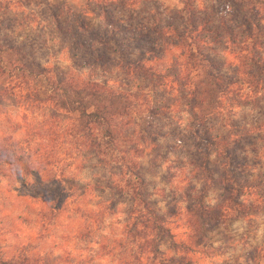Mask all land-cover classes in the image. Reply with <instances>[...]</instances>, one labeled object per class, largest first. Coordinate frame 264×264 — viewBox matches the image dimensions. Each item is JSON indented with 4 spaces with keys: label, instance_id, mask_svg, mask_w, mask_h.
Wrapping results in <instances>:
<instances>
[{
    "label": "rangeland",
    "instance_id": "obj_1",
    "mask_svg": "<svg viewBox=\"0 0 264 264\" xmlns=\"http://www.w3.org/2000/svg\"><path fill=\"white\" fill-rule=\"evenodd\" d=\"M215 1L194 2L198 16L223 12L224 3ZM183 7L178 0H0V45L18 46L53 74L99 83L116 78L112 67L106 69L108 59L104 66L95 63L88 48L92 33L86 37L75 27L83 22L97 32L113 31L106 21L110 14L122 48L136 57L137 45L157 46L148 66L170 76L146 73L130 83L145 101L127 133L133 139L128 147L139 148L131 153L134 164L78 148L69 136L72 116L49 104L26 107L13 97L0 98V264H23L38 254L46 264H158L149 254H138L137 243L143 241L129 234L143 207L127 186L130 168L141 174L149 194L145 202L168 221L177 242L189 234L185 219L192 204L221 212L228 206L225 199L231 202L225 219L217 221L214 213L195 225L201 247L189 255L194 264H264V98L195 124L192 106L173 91L176 73L170 70L181 57L170 29L182 24ZM142 23L153 43L137 41L135 30ZM223 50L216 47L220 55L214 60L229 74L238 60ZM147 130L153 134L144 144ZM197 133L220 135L222 144L207 145ZM231 145L228 158L224 146ZM161 250L176 256L172 238Z\"/></svg>",
    "mask_w": 264,
    "mask_h": 264
},
{
    "label": "trees",
    "instance_id": "obj_2",
    "mask_svg": "<svg viewBox=\"0 0 264 264\" xmlns=\"http://www.w3.org/2000/svg\"><path fill=\"white\" fill-rule=\"evenodd\" d=\"M178 1L184 6L179 15L182 24L170 25L172 27L168 31L173 30L172 43L174 48L181 49V57L173 61L170 70L176 73L173 91L190 103L196 117L195 124L203 125L211 118H224L237 108L257 104L259 99L264 98V0H216L224 3L225 10L219 13L213 9L208 19L198 16L200 10L195 5L198 0ZM106 21L113 31L97 32L83 22L75 27L86 37L92 33L88 48L94 55L95 63L104 66L105 58L108 59L106 69L112 67L110 71L115 72L116 78L99 83L97 80L83 81L76 76L68 78L65 74H53L47 67L31 62L18 46L4 44L0 45V98L13 97L26 107L49 104L55 111L72 116L69 118L72 122L69 136L77 142L78 148L102 153L115 163L134 164L136 160L131 153H136L139 148L128 147L133 139L127 133L135 124L134 114L139 116L144 112L142 103L145 101L141 99L143 94L135 93L130 83L146 73H152L158 79L170 76L161 75L157 69L151 70L148 66L150 59L147 57L155 53L157 46L145 50L137 45L135 51L140 54L134 57L133 53L122 48L125 42H118L119 30L115 28L114 17L107 14ZM142 24L135 30L139 33L137 41L153 43L152 39L155 38L150 31L146 32L147 28ZM116 45L122 50L115 51ZM81 46L85 47L83 44ZM217 46H223V53H230L238 60L229 74L225 73L222 64L214 60L215 55H220L216 54ZM116 55L119 57L116 58ZM116 71L120 72L119 77ZM109 83L114 85L109 86ZM157 90L158 87L154 88L150 95ZM160 110L164 111V107ZM152 134L149 130L144 131L142 143L146 144L148 141L145 137ZM196 135L207 145L213 142L222 144L220 135ZM231 147L233 145L224 146L228 158L233 154ZM130 173L132 177L127 186L134 191L135 202L139 200L143 206L138 210L139 215L129 231L135 241H143L137 243L138 254H149V259L152 257V262L158 261V264H194L189 255L199 252L201 247L195 225L199 223L198 226H201L205 216L214 218V213H219L217 221L225 219L231 202L226 198L224 205L228 203V206H224L226 210L221 212L199 202L192 204L186 209L189 234L186 240L177 242L168 221L145 202L144 197L149 194L141 174L134 168H130ZM141 192H144V196ZM148 236L153 238L149 239ZM166 238H172L176 256L162 254L161 246ZM23 260L20 261L23 264H46L40 254L37 259ZM1 264L16 263L3 261Z\"/></svg>",
    "mask_w": 264,
    "mask_h": 264
}]
</instances>
